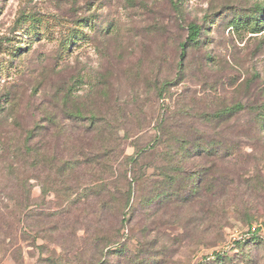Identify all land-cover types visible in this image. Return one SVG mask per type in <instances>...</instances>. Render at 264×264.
<instances>
[{"label": "rangeland", "instance_id": "1", "mask_svg": "<svg viewBox=\"0 0 264 264\" xmlns=\"http://www.w3.org/2000/svg\"><path fill=\"white\" fill-rule=\"evenodd\" d=\"M261 113L264 0H0V264H264Z\"/></svg>", "mask_w": 264, "mask_h": 264}, {"label": "trees", "instance_id": "2", "mask_svg": "<svg viewBox=\"0 0 264 264\" xmlns=\"http://www.w3.org/2000/svg\"><path fill=\"white\" fill-rule=\"evenodd\" d=\"M189 34H190V40L191 41H195L196 40V38L198 37V35H199V28L197 27V26H190V28H189ZM79 115V112L77 113V116ZM89 119H90V121H91V123H94V121H95V117H94V115H91L90 117H89ZM259 119H260V121H261V128H264V113H261V114H259ZM115 148H116V146H114ZM208 149V148H207ZM201 152H203V151H201ZM135 162H136V160H134ZM132 162V161H131ZM135 162H133V164L135 163ZM188 174H190V173H188ZM200 183H201V181H199L198 183H195V185L193 186V187H191L190 188V190H187L190 194H191V198H194L195 196H197L198 195V193L200 192V187H201V185H200ZM140 184V183H139ZM169 187H170V190H169V193L171 192H173V185H174V181L172 180V181H169ZM180 189H182L181 187H180ZM175 192V191H174ZM255 237V238H254ZM256 236H255V234L254 233H252L251 235H250V238H248V240H250V241H252V240H255L256 241ZM241 241H243V239L242 240H240V242H236V244H235V246L236 247H240V243H241ZM246 243H247V241H246ZM215 258L213 259V261L212 262H215V261H220L222 258H221V255H219V254H217V255H215L214 256ZM209 263H211V262H208L207 264H209Z\"/></svg>", "mask_w": 264, "mask_h": 264}, {"label": "built area", "instance_id": "3", "mask_svg": "<svg viewBox=\"0 0 264 264\" xmlns=\"http://www.w3.org/2000/svg\"><path fill=\"white\" fill-rule=\"evenodd\" d=\"M254 231H255V228H252V232H254ZM247 236H248V234L245 235V236H242L240 240L247 238ZM248 237H249V236H248ZM201 264H202V262H201Z\"/></svg>", "mask_w": 264, "mask_h": 264}]
</instances>
